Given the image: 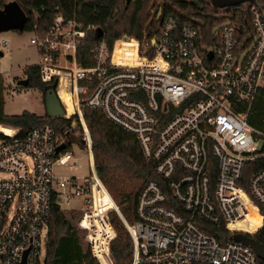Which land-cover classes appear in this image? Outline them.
<instances>
[{
  "label": "built area",
  "instance_id": "built-area-1",
  "mask_svg": "<svg viewBox=\"0 0 264 264\" xmlns=\"http://www.w3.org/2000/svg\"><path fill=\"white\" fill-rule=\"evenodd\" d=\"M217 10L207 27L159 9L141 40L123 36L109 47L101 38L88 66L77 50L95 27L56 14L48 30L33 29L40 81L54 86L61 118L77 124L72 135L84 137L89 174L55 172L79 167L68 134L49 125L0 131V264H45L55 205L65 221L79 216L75 238L85 237L82 252L98 264L105 253L113 259L112 212L131 239L130 264H260L232 236L255 239L264 224V133L247 122L264 96V1ZM85 109L131 135L152 165L156 179L138 192L131 222L97 176ZM74 201L84 210L62 209ZM215 227L230 239L218 240Z\"/></svg>",
  "mask_w": 264,
  "mask_h": 264
},
{
  "label": "trees",
  "instance_id": "trees-1",
  "mask_svg": "<svg viewBox=\"0 0 264 264\" xmlns=\"http://www.w3.org/2000/svg\"><path fill=\"white\" fill-rule=\"evenodd\" d=\"M161 1L160 4L154 6L155 3L152 4L150 0H130L128 5L126 0H11V2H16L27 16L28 20L23 32L31 33L35 27L40 32L48 30L56 14H61L66 19L75 17L85 26L95 27V30L87 34L78 46L77 61L82 66L90 65L89 52L101 38L109 47H112L113 42L123 36L141 40L143 33L149 30V26L154 25L159 9L162 12H172L182 17L188 15L196 17L198 21L204 20L207 27L217 24L213 16L214 7L203 0ZM258 1L263 2L264 0ZM7 3L6 0H0V10ZM150 7H155L156 12L151 17L147 13ZM24 77L28 81L27 89L39 90L43 99L44 86L40 81L38 68L32 66L25 69ZM4 92V80L0 74V127L18 128L22 133H25L49 125L62 135L75 133L72 130L73 118L67 120L63 118L48 119L47 116L41 117L27 111L7 115L4 110ZM84 120L90 134L94 168L103 185L111 189L116 188L117 184L120 186L117 182L119 177L134 178L140 184L131 206H126L121 210L116 205L120 215L123 218L128 217L132 221L138 192L145 183L156 179L152 165L143 157L136 140L109 122L99 110L85 109ZM247 122L254 129L264 133L263 93H260L254 101L248 113ZM127 200L129 201V196L124 197L120 204ZM110 220L116 232V238L110 245L114 259L111 258L112 263L130 264L132 243L129 234L116 213L110 214ZM70 225L69 228L59 207L53 206L45 264H81L85 262L98 264L89 252L83 254L84 237L79 245L74 233L77 230L74 219H71ZM210 232L214 233L220 241L230 239L220 228L215 227ZM255 239L264 245V225L261 235L256 236ZM258 261L260 264H264L260 260Z\"/></svg>",
  "mask_w": 264,
  "mask_h": 264
},
{
  "label": "rangeland",
  "instance_id": "rangeland-1",
  "mask_svg": "<svg viewBox=\"0 0 264 264\" xmlns=\"http://www.w3.org/2000/svg\"><path fill=\"white\" fill-rule=\"evenodd\" d=\"M150 1L152 4L155 3L154 6L162 2L161 0H150ZM206 3L209 4V2L207 1ZM153 12H155V7L152 8L150 7L147 13L151 17ZM213 13L215 14L219 12L216 8H213ZM31 37L32 34L28 32H23L21 34L12 31L0 33V41L3 40L6 41L7 43L6 47L0 48V53H1L0 74H2L1 76L3 77L4 86H5L4 109L7 113L10 114H18L22 111H27L35 115L44 117L46 116L45 106L42 99V93L39 90L21 88L20 90L18 89V92L15 95H11L7 90L8 88H10L11 85L12 86L15 85L17 80L25 78L24 77L25 69L37 65L39 62V57L36 50L34 49L33 46L30 45ZM66 105L68 107L70 106L68 102L66 103ZM72 122H73V126L77 128V124L74 125V120ZM70 151L75 153V157L78 160L79 167L76 168L75 170H69L67 166H56L55 172L64 176H70V175L87 176L89 174V169H88V158L86 152L81 150L77 145L72 146L70 148ZM117 182L120 184V186L116 183L117 184V185L115 184L116 188L114 187L111 189L106 185L105 187L109 192L111 198L113 199L114 203L118 205L121 210H123V208H125L126 206H131V204L133 203V198L135 197L138 189L140 188V184L134 178L124 179L119 177L117 179ZM126 196H129V201L127 200V202L120 204L121 200H124V197ZM62 209L64 211L74 210L76 212H81L84 210V206H82V204L79 201H74L71 203V205H69L68 207H63ZM78 218H79L78 215L68 214L66 216V221L69 225L67 224V226L68 227L71 226L70 225L71 219L77 221ZM124 218L128 222H131V220L128 217L127 218L124 217ZM78 236L80 238V243H81L83 235L78 233ZM109 259H111V256H109ZM81 264H87V263L85 262Z\"/></svg>",
  "mask_w": 264,
  "mask_h": 264
},
{
  "label": "water",
  "instance_id": "water-1",
  "mask_svg": "<svg viewBox=\"0 0 264 264\" xmlns=\"http://www.w3.org/2000/svg\"><path fill=\"white\" fill-rule=\"evenodd\" d=\"M211 5L216 9H225L231 7H237L240 4L249 2L252 0H210ZM130 0H126L128 5ZM159 15V13H158ZM27 16L16 2H9L4 5L0 10V33L4 32H23L27 23ZM1 56V53H0ZM17 85L22 88H27L28 81L26 79H20L17 81ZM54 86H47L43 88V102L45 106V113L48 119H56L64 116V111L53 91ZM67 142L69 144L77 145L81 150L85 149L84 137L82 135H67ZM65 146H61L57 149V152L64 149ZM232 240L241 243L249 247L256 255L257 259L264 263V245L254 238L248 237L243 234H235L232 236Z\"/></svg>",
  "mask_w": 264,
  "mask_h": 264
},
{
  "label": "bare ground",
  "instance_id": "bare-ground-1",
  "mask_svg": "<svg viewBox=\"0 0 264 264\" xmlns=\"http://www.w3.org/2000/svg\"><path fill=\"white\" fill-rule=\"evenodd\" d=\"M0 131L4 132L6 134H9L10 132H12L14 130L12 128H9V127H0ZM253 219H254L253 220L254 223H257V224L259 223V218L255 214L253 215ZM263 225H262V228H263ZM84 241H85V238H84ZM109 256L110 255L108 253L104 254V257H105V263L104 264H112V261H111V259H109Z\"/></svg>",
  "mask_w": 264,
  "mask_h": 264
},
{
  "label": "crops",
  "instance_id": "crops-1",
  "mask_svg": "<svg viewBox=\"0 0 264 264\" xmlns=\"http://www.w3.org/2000/svg\"><path fill=\"white\" fill-rule=\"evenodd\" d=\"M2 75V74H1ZM22 79H25V78H22ZM20 80V79H19ZM18 81V80H17ZM17 81H16V84H17ZM22 87H20L19 86V90L21 89ZM27 89V88H26ZM69 103V102H68ZM5 110V109H4ZM23 112V111H22ZM5 113L7 114V115H15V114H10V113H7L6 111H5ZM21 113V112H20ZM20 113H18V114H20ZM38 116V115H37ZM42 117V116H41Z\"/></svg>",
  "mask_w": 264,
  "mask_h": 264
}]
</instances>
